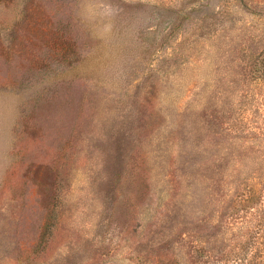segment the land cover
<instances>
[{
	"label": "rangeland",
	"instance_id": "obj_1",
	"mask_svg": "<svg viewBox=\"0 0 264 264\" xmlns=\"http://www.w3.org/2000/svg\"><path fill=\"white\" fill-rule=\"evenodd\" d=\"M0 264H264V0H0Z\"/></svg>",
	"mask_w": 264,
	"mask_h": 264
}]
</instances>
